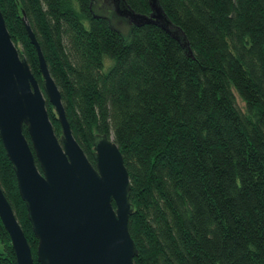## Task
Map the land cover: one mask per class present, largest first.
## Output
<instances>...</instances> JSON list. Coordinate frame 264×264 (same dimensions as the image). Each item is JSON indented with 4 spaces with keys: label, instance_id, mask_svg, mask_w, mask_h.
Instances as JSON below:
<instances>
[{
    "label": "trees",
    "instance_id": "trees-1",
    "mask_svg": "<svg viewBox=\"0 0 264 264\" xmlns=\"http://www.w3.org/2000/svg\"><path fill=\"white\" fill-rule=\"evenodd\" d=\"M157 2L187 47L153 23L122 28L111 0H0V11L42 89L25 16L88 159L96 132L118 146L134 264H264V0ZM0 187L40 264L1 139ZM0 264H17L1 220Z\"/></svg>",
    "mask_w": 264,
    "mask_h": 264
},
{
    "label": "water",
    "instance_id": "water-1",
    "mask_svg": "<svg viewBox=\"0 0 264 264\" xmlns=\"http://www.w3.org/2000/svg\"><path fill=\"white\" fill-rule=\"evenodd\" d=\"M111 2L115 13L129 23H153L186 46L184 35L178 34L157 0H148V14L134 12L125 0ZM22 20L37 53L42 89L12 41L0 11V139L37 239L36 260L40 264H134L138 250L127 225L133 205L121 152L111 135L96 132L93 163L88 159L72 135L58 87L24 15ZM45 99L60 123L58 136L49 120ZM0 220L9 235L16 263L34 264L1 187Z\"/></svg>",
    "mask_w": 264,
    "mask_h": 264
},
{
    "label": "rangeland",
    "instance_id": "rangeland-1",
    "mask_svg": "<svg viewBox=\"0 0 264 264\" xmlns=\"http://www.w3.org/2000/svg\"><path fill=\"white\" fill-rule=\"evenodd\" d=\"M118 24L124 29H127L128 27V22L126 21V19L121 20L120 23L118 22Z\"/></svg>",
    "mask_w": 264,
    "mask_h": 264
}]
</instances>
